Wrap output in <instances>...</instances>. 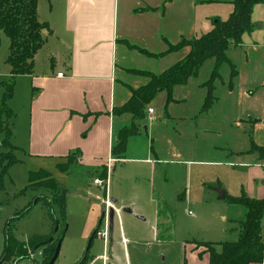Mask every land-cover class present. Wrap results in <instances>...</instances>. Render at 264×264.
Segmentation results:
<instances>
[{
    "label": "crops",
    "instance_id": "obj_1",
    "mask_svg": "<svg viewBox=\"0 0 264 264\" xmlns=\"http://www.w3.org/2000/svg\"><path fill=\"white\" fill-rule=\"evenodd\" d=\"M201 1L37 0V19L47 25L49 33L34 57L32 75L16 78L13 92L15 96L18 94L19 99L16 101L17 106H10L13 109L11 112L17 114L11 124L10 140L15 143L12 145L16 149H22L26 157L39 161L42 166L59 162L54 166L56 171L57 165L63 164L71 154H75L72 156L76 158L75 166L78 164L85 171L99 173L98 177L106 169V177H99L105 183L104 192L102 189L101 192L106 199L109 174L116 164L134 161L152 164L157 160V157H152L153 148L149 147L148 139L149 134L153 135L157 131L155 123L161 116L158 114L159 107H153L152 104L159 94L164 93L160 106L166 113L164 122L177 125V121H185L187 126L192 125L190 131L196 140H211L210 143H199L197 157L211 158L210 164L213 165L246 169L247 180L250 181L247 193L231 192L229 196L263 198L264 160L256 152L247 153L251 144L264 148V141L259 138L264 112V77L255 68H247L241 69L244 71L241 73L243 78L236 71V76L231 79L230 69L226 68H230L229 65L235 67L233 64L242 65L246 55L243 48L248 50L261 46L260 49H264L262 35L256 32L264 26L262 5L253 9L251 22L254 29L251 33L242 36L238 47L228 50L229 64H223L220 68V78L213 86L214 101L208 111H202L206 97L204 84L214 68L213 60L206 61L198 75L185 85L174 87L169 102L166 92L157 94L145 109L146 136H143L140 127L138 134L128 139L122 160L114 159L111 155L117 133L133 123L130 115L114 116L113 110L127 103L130 90L139 89L149 82L147 77L131 71L160 75L183 61L190 52L188 46L175 52H165L182 39H197L207 30L202 23L198 31L189 35L186 33L189 16H193L198 5L203 4ZM223 5L230 6L232 12L231 5ZM236 52L239 54H235ZM7 55L0 56V82L10 78V67L5 62ZM240 58L242 60L238 62ZM202 69L207 75L198 81ZM238 82L243 88L241 99L245 100L246 106L234 101V87ZM2 93L0 90V99ZM11 100H14V96ZM176 108H181V112H174ZM148 110L153 111V117L156 116L153 121L149 120ZM201 144H204L202 150ZM140 148L143 152H140ZM74 165L70 166L69 171ZM253 165L256 167L251 168ZM42 166L38 170L52 173L49 168ZM256 179L261 181V186L252 183ZM243 209L244 214L238 217V222L245 217L246 210ZM116 214L112 240L108 236L110 247H113L112 241L117 229L121 231L122 221L128 222L122 220V215L133 218L122 210ZM157 215L155 222L159 217ZM134 219L144 221L138 216ZM262 223L264 244V217ZM237 226L235 238L229 242L237 240ZM134 233L133 229L129 232L130 239L121 235V241L125 244L132 243ZM153 234L157 235L156 228L153 229ZM100 241L103 242L101 239ZM199 243L205 242L192 241L183 249L182 264H210L205 249L196 248ZM121 245L118 244V247H122V253L127 258V249L122 243ZM100 258L102 256L95 257ZM115 258L120 259L117 254Z\"/></svg>",
    "mask_w": 264,
    "mask_h": 264
},
{
    "label": "rangeland",
    "instance_id": "obj_2",
    "mask_svg": "<svg viewBox=\"0 0 264 264\" xmlns=\"http://www.w3.org/2000/svg\"><path fill=\"white\" fill-rule=\"evenodd\" d=\"M230 12L231 8L228 5L199 4L194 15L189 16L186 33L189 35L193 31H198L203 23V27L207 29L203 32L205 35L212 30L215 19L225 22ZM256 32L262 35L264 41V26L262 30ZM7 46V39L0 34V56L7 55ZM260 48L251 47L248 50L243 48L246 55L242 65L233 64L238 75L240 73V78H243L241 73L244 72L241 69L247 68H255L264 77V49ZM237 56L239 58V55ZM241 60L240 58L238 62ZM206 75L202 69L197 80L201 81ZM234 89L235 103L246 106L245 100L241 99L244 94L241 84L238 82ZM0 90L3 92V89ZM219 91L223 90L219 89ZM162 96L164 93L159 94L152 104L153 107H159L158 114L161 116L155 123L157 131L153 135L149 134L148 139L149 147L153 148L152 157H157V160L152 164L137 161L116 164L109 174L106 199L101 192L102 190L104 192V187L100 188L93 183L95 178L100 179L99 173L85 171L78 164L74 165L68 174L61 173L54 169L55 164L59 162L42 166L39 161L26 157L22 149L10 150L0 147L1 154L13 155L18 160V163L12 165L0 180V264H48L58 241L62 243L55 264H77L82 260L88 241L98 227L103 209L108 211V208L112 207V200L118 203L115 207L116 213L130 210L135 217L138 216L145 222L122 215V220L128 222L122 221L121 231L117 229L112 241L113 247H110L107 221L103 220L97 233L103 231L105 237L101 238L97 235V240H93L89 255L86 257V264H182L183 249L192 241L229 242L235 238V228L238 224L235 221L238 222V217L244 214V209L241 206L229 205L226 198L217 201L214 190L219 188L228 193L227 196L231 195V192L247 193L250 181L247 180L246 169L222 164L213 165L210 164L211 158L197 157L199 143L201 141L210 143L211 140L208 138L196 140L191 134L193 132L190 131L192 125L187 126L185 121H177V125L165 123L166 113L160 108L164 100ZM11 99L7 102L10 110L11 105H16L18 94L15 96L13 92ZM181 110L176 108L174 112L178 113ZM262 117L259 138L264 141V112ZM6 118L7 115L3 114L2 119ZM12 121L13 119L9 120L10 131ZM141 128L143 136H146L147 132L144 131L143 125ZM4 140V134H0V145ZM9 143L15 145L12 140ZM246 144L248 145V141ZM203 147L204 144H201L200 150ZM139 150L143 152L142 148ZM216 161L220 162V160ZM41 166L49 168L53 178L66 190L64 221L57 206L47 208L46 201L51 199L47 191H31L26 188L28 172H35ZM253 167L256 166L253 165L251 168ZM252 183L261 186V181L258 179ZM28 207H31L28 214L16 219L18 214ZM189 212L193 215H189ZM156 214L159 215L157 222H155ZM240 219L243 221L242 218ZM129 223L132 225L129 226ZM117 224L116 219V226ZM56 225L58 231L53 235ZM154 228L157 230L156 236L153 234ZM132 229L135 232L132 243H123L121 235L130 239L129 232ZM7 234L24 246L32 240L33 244L39 245L51 236L54 237V244L36 251L28 248L25 253L27 259L18 263L14 254L3 261ZM121 243L127 249V258L122 253V247H118V244L122 246ZM116 254L120 259L115 258ZM99 256L102 258L95 259Z\"/></svg>",
    "mask_w": 264,
    "mask_h": 264
},
{
    "label": "trees",
    "instance_id": "obj_3",
    "mask_svg": "<svg viewBox=\"0 0 264 264\" xmlns=\"http://www.w3.org/2000/svg\"><path fill=\"white\" fill-rule=\"evenodd\" d=\"M200 3L229 4L233 9L225 22L215 19L212 30L207 34L197 39H182L176 45L170 46L165 53L175 52L184 46H188L190 52L183 61L175 64L167 71L160 75L131 71L139 76L147 77L149 82L139 89L130 90L131 95L127 103L112 112L114 116L128 114L133 120L129 127L123 128L116 135V141L111 150L114 159H123L128 139L136 136L142 125L145 126V109L157 94L166 92L167 102H169L173 88L183 86L190 79L195 78L203 64L208 60L214 61V68L204 84L206 97L202 111L206 112L211 108L214 101L213 86L215 81L220 78V68L223 64H229L228 50L238 47L241 44L242 36L251 33L254 29L251 22L254 7L256 5L264 6V0H202ZM0 33L8 41V55L5 62L10 67V78L0 82V89H3L0 99V134H4L5 137L1 146L16 150L9 143L11 137L9 120L14 119L15 115L8 108L7 102L12 98L16 78L32 75L34 57L42 48L45 36L49 33L47 25L40 23L37 19V0H0ZM229 66L230 78L233 79L236 76V70L234 66ZM3 114L7 115L5 120L2 119ZM252 152H256L259 158L264 160V148L251 144L249 153ZM73 155L75 154L67 156L63 164L57 165V170L61 173H68L70 166L76 162V158H72ZM16 163L18 160L13 155L0 153V180ZM99 177L101 179L106 177V169L101 172ZM26 188L31 191H47L51 196V199L46 201L47 208L57 206L62 220H65L66 190L49 172L44 170L28 172ZM225 198L228 204L242 206L246 210L243 221L238 222L237 240L235 242L199 243L196 248L203 247L205 249L210 264H262L264 262V244L262 242L264 197L253 199L241 195L239 197L225 196ZM30 210L31 207L22 210L16 219L27 215ZM97 230L98 227L95 231ZM33 242V240L29 241L24 246L23 243L17 242L7 234L3 261L13 254L17 256L16 263L27 259L28 256L25 253L28 248L32 251L39 249H36L38 245L33 244ZM86 262L85 259L77 264H86Z\"/></svg>",
    "mask_w": 264,
    "mask_h": 264
},
{
    "label": "water",
    "instance_id": "obj_4",
    "mask_svg": "<svg viewBox=\"0 0 264 264\" xmlns=\"http://www.w3.org/2000/svg\"><path fill=\"white\" fill-rule=\"evenodd\" d=\"M143 129L146 132V126H143ZM214 191L217 194V201H221V200H223L225 198V192L223 190H221L219 188H216ZM111 203H112V207L109 208L108 211H105V209H103V212H102V214L100 216V220H99V223H98V229H99L101 227L102 221L106 219V221H107L108 236H109L110 240H111L112 232H113L114 219H115V217L117 215L116 214V211H115V207L118 205V203L116 201H114V200L111 201ZM122 212L123 213H126V214H129V215H131L133 217H135L130 210H122ZM57 231H58V225H56L55 231H54L53 235ZM96 236H97V231H94L93 234L91 235L89 241H88V244H87V247H86V250L84 252V255H83L82 260H85L86 259L87 255L89 253V250L91 248L92 242H93V240L95 239ZM53 241H54V237L51 236L47 241L40 243L36 247V249L37 248H41V247L50 246V245L53 244ZM61 243H62V241H58L56 243L55 250H54V254H53V256L50 259V261H49L48 264H55V262H56V260L58 258V255H59Z\"/></svg>",
    "mask_w": 264,
    "mask_h": 264
},
{
    "label": "built area",
    "instance_id": "obj_5",
    "mask_svg": "<svg viewBox=\"0 0 264 264\" xmlns=\"http://www.w3.org/2000/svg\"><path fill=\"white\" fill-rule=\"evenodd\" d=\"M59 77H61V75H58ZM147 114H148V116H149V120L150 121H153L154 120V117H153V111L152 110H148L147 111ZM93 183H94V185H96V186H98V187H103V186H105V183H104V181H101V180H99V179H95L94 181H93ZM106 204V203H105ZM107 206H109L108 204H106ZM109 209V208H108ZM189 215H193L191 212H189ZM103 232V231H102ZM97 233V235H99V237H101V238H103V237H105V234L104 233Z\"/></svg>",
    "mask_w": 264,
    "mask_h": 264
}]
</instances>
